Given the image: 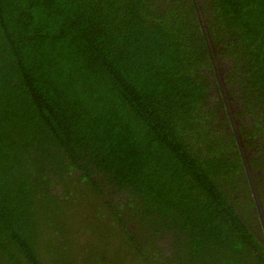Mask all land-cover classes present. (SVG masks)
I'll return each mask as SVG.
<instances>
[{
  "label": "trees",
  "instance_id": "1",
  "mask_svg": "<svg viewBox=\"0 0 264 264\" xmlns=\"http://www.w3.org/2000/svg\"><path fill=\"white\" fill-rule=\"evenodd\" d=\"M218 67L264 159V0H0V264H70L81 219L127 216L140 264H249L259 213Z\"/></svg>",
  "mask_w": 264,
  "mask_h": 264
},
{
  "label": "flooded vegetation",
  "instance_id": "2",
  "mask_svg": "<svg viewBox=\"0 0 264 264\" xmlns=\"http://www.w3.org/2000/svg\"><path fill=\"white\" fill-rule=\"evenodd\" d=\"M216 63L218 65V62ZM219 68L220 67H218L219 81L221 83V87L223 88V90H226L227 94V97L223 96L222 98L224 99V107L229 112V115L232 116L231 122L232 126L235 128L236 125L241 124L236 116V113H239L242 109L237 106V102L234 100L232 94L233 90L227 84L224 83V75L222 71H219ZM211 101L220 102V100L217 99V96H215L214 99L212 98ZM217 112L223 115L221 108H218ZM253 151V148L246 149V155L248 156V162L250 164L249 167L251 168V170L255 168V173L261 174V168L264 165V159L262 156L252 157ZM253 186L254 196H256L259 202V208L257 207V211L259 214L257 213L258 216L255 217L251 215L253 219L250 224L254 234L256 235V238L263 245V248H261L259 251L255 250L250 254L251 256L246 257L244 260H249V264H264V201L259 198V196H264V184L262 185V193L261 191H258V187L260 188L261 186L258 181H255ZM82 220V223L77 226V228L79 229V242L76 245L78 246L77 258L74 259L73 262L70 264H125L128 259L134 261L138 257L137 250L133 248V242L138 235V229L136 226L135 228L137 232L132 235L135 236L134 239H132L133 237L128 238L126 239L127 243H124L123 239L125 238H123L122 235L118 236L119 234L104 232L103 229L98 230V225L94 226V224H85L86 221L91 222V220H86L85 218ZM144 227L142 226V228ZM168 241L169 240L167 237L162 238L159 243L158 241H151V244H153L154 251H156L158 258H161L160 256L169 253L168 249L170 244H164ZM170 242L172 241L170 240ZM170 247H172V245H170ZM172 249L170 250L172 251ZM134 263L138 264L139 262L136 261Z\"/></svg>",
  "mask_w": 264,
  "mask_h": 264
},
{
  "label": "rangeland",
  "instance_id": "3",
  "mask_svg": "<svg viewBox=\"0 0 264 264\" xmlns=\"http://www.w3.org/2000/svg\"><path fill=\"white\" fill-rule=\"evenodd\" d=\"M98 208H99V212L102 213V215H104L105 211L106 212L107 211L114 212V210H111L110 207H109V210H106V209L104 210L103 207H100V206ZM116 208H119V206L115 205V209ZM118 211L124 215H127V214H129V207H126V208L123 207V208L119 209ZM101 217H98V218H101ZM111 221H112V223L110 224L111 225L110 229H106V230H104V232H111V233L119 234L118 236L122 235L123 238H125V239L131 238V237H133L132 239H134L135 236H132V235L135 234V232H137L136 228H135V224L137 221L136 218L131 220L127 216V220H125L124 224L120 223V221H117V217L111 218ZM79 224H81V223H79ZM99 229H101V230L103 229L100 224L98 225V230ZM20 230L22 231V228ZM36 235H37V239L35 240V249L41 253H43V252L51 253L49 241H47V239L44 238V233H40L39 235L37 233ZM164 244L172 245V242H170V240H169L168 242H165ZM130 245H131V243H130ZM170 245H169L168 250H170L172 248V247H170ZM133 246L136 247L135 241L133 242ZM50 255L52 258L55 256L54 254H50ZM138 260H139L138 257L134 261H131L130 259H128V261L125 264H132Z\"/></svg>",
  "mask_w": 264,
  "mask_h": 264
},
{
  "label": "clouds",
  "instance_id": "4",
  "mask_svg": "<svg viewBox=\"0 0 264 264\" xmlns=\"http://www.w3.org/2000/svg\"><path fill=\"white\" fill-rule=\"evenodd\" d=\"M235 128H236V127H235ZM235 133H236V136H237V139H238V143H239L240 147L242 148V155H243V160H244L245 171H246V173L249 175V178L251 179V183L254 184L253 181H252V179H254V172H255V170H254V169L251 170V168L249 167L250 164H249V162H248V156L246 155V149H250V148H248V147L245 148V146H244V141H242L241 136H240L238 130L235 129ZM243 146H244V147H243ZM254 153H255V152L253 151V152H252V155H253ZM260 156H261V155L259 154L258 157H260ZM254 157H255V156H254ZM254 166H255V165H254ZM260 175H261V174H260Z\"/></svg>",
  "mask_w": 264,
  "mask_h": 264
},
{
  "label": "water",
  "instance_id": "5",
  "mask_svg": "<svg viewBox=\"0 0 264 264\" xmlns=\"http://www.w3.org/2000/svg\"><path fill=\"white\" fill-rule=\"evenodd\" d=\"M255 198H256V196H255ZM256 204H257V207L259 208V202H258L257 198H256Z\"/></svg>",
  "mask_w": 264,
  "mask_h": 264
}]
</instances>
